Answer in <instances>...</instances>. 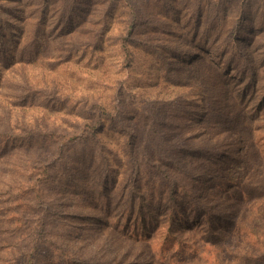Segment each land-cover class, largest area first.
Segmentation results:
<instances>
[{
  "label": "rangeland",
  "instance_id": "374dc122",
  "mask_svg": "<svg viewBox=\"0 0 264 264\" xmlns=\"http://www.w3.org/2000/svg\"><path fill=\"white\" fill-rule=\"evenodd\" d=\"M131 144L192 167L221 218L264 221V0H0V264H202L110 227ZM232 230L220 263L261 264Z\"/></svg>",
  "mask_w": 264,
  "mask_h": 264
},
{
  "label": "trees",
  "instance_id": "16d2710c",
  "mask_svg": "<svg viewBox=\"0 0 264 264\" xmlns=\"http://www.w3.org/2000/svg\"><path fill=\"white\" fill-rule=\"evenodd\" d=\"M239 123L241 125L242 121L237 120L236 124ZM233 130L240 131L235 128ZM144 140L149 142L147 137H144ZM147 148L148 146L144 145L139 158L137 145H130L132 159L128 165V179L134 182L128 196L130 209L124 223L116 222L110 226L125 235L132 245L131 248L136 244L145 243L150 249L153 246L157 251L155 257L158 254L163 261L169 258L173 261L177 258L186 260L196 257L201 259L202 264H221L220 242L226 235L216 236V228L227 232L233 227L228 233H233L250 247L239 255L241 260L264 264V221L245 225L234 223V219L221 218L214 213L211 205L203 201L201 194H195V186L188 178L194 179L200 175L192 167L184 166L179 161L169 162L167 166L148 162L150 155ZM142 157L145 162L141 161ZM141 174L149 181L148 196L140 193L141 187H144L139 184ZM31 182L28 187L32 186ZM106 202L108 205L107 199ZM261 212L263 215L262 209ZM184 229L194 230L195 233H201L211 239L206 241V237L202 235L199 236V241L193 244L188 237L194 233L189 234L187 239L179 234V231Z\"/></svg>",
  "mask_w": 264,
  "mask_h": 264
}]
</instances>
